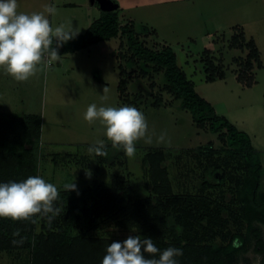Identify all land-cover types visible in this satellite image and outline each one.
<instances>
[{
	"label": "rangeland",
	"instance_id": "rangeland-1",
	"mask_svg": "<svg viewBox=\"0 0 264 264\" xmlns=\"http://www.w3.org/2000/svg\"><path fill=\"white\" fill-rule=\"evenodd\" d=\"M160 8L158 11L148 10L156 17L161 30L177 33L186 39L176 49L178 65L192 80L195 90L206 100H211L220 116L226 115L239 129L254 134L264 169V35L260 32L261 26L264 32V0H179ZM137 15L144 18L143 14ZM236 26L243 27L248 38L253 35L259 42L255 40L261 52L260 69L245 72L247 67L239 59L243 60L249 50L231 48L230 40ZM241 31L237 28L234 34L240 36ZM154 34L153 31L152 34L142 33L140 39L157 50L163 45ZM118 44V62L125 70L124 75H130L128 90L120 101L114 86L103 87L89 82L92 76H77L68 70L52 74V70L58 67L56 64L46 68L42 62L28 87L14 86L10 83L11 76L0 73L1 128L11 135L7 121H1L10 118L6 115L9 113L41 116L38 176L54 184L60 194L54 202L61 208L60 214L50 227L46 219L36 217V233L47 235L48 232L69 228L73 235L84 234L109 241L137 235V229L127 230L116 225L124 215L118 208L105 212L97 208L95 191L97 188L109 189L116 183L131 182L133 199L146 198L150 195L151 184L146 155L162 148L173 193L191 199L192 205L196 206L193 208L195 219L205 211V216L194 223V231L199 236L208 226V232L199 242L225 245L233 233H241L247 236L248 250L236 254L231 264H258L260 254L254 250L255 240L251 238L244 209L236 198L238 184L244 175L242 159L230 156L219 134L211 133L208 126H196L191 113L182 107L181 100L166 90L164 71L155 70L150 65L146 75H141V67L127 61L130 52L126 43ZM244 46L245 42L241 47ZM206 50L213 53L217 63L225 66L224 79L205 80L201 59ZM70 64L68 61L67 69ZM104 88H107L106 93ZM105 96L107 98L103 99ZM91 104L97 107L127 105L144 114L148 133L136 142L134 157H127L123 148L117 147L108 154L109 162L115 157L116 164L111 165L102 163L100 156L88 152V148L98 140L111 145L100 121L89 123L84 119ZM161 135L164 140L159 142ZM148 137H151V142ZM202 148L205 151L212 149L213 154L201 153ZM211 174L218 180L216 187H206ZM222 177L223 181H220ZM72 182L76 190L65 191L63 186ZM261 191L264 193V170ZM209 218L215 222L208 224ZM253 228L259 229L264 236V223L254 221ZM31 252V248L1 251L0 264H31ZM38 260L37 264H50L41 254Z\"/></svg>",
	"mask_w": 264,
	"mask_h": 264
},
{
	"label": "trees",
	"instance_id": "trees-1",
	"mask_svg": "<svg viewBox=\"0 0 264 264\" xmlns=\"http://www.w3.org/2000/svg\"><path fill=\"white\" fill-rule=\"evenodd\" d=\"M237 28L242 29L240 36L234 34ZM234 32L230 40L231 48L249 50L243 60L239 59V62L244 61L247 67L245 72L260 69L261 53L255 40L246 37L243 27H234ZM115 37H120L121 42L126 43L130 52L127 60L129 64L140 66L141 75H146L147 67L150 65L155 70L164 71L166 90L181 100L182 107L191 113L192 121L196 126L198 128L208 126L211 133L219 134L230 156L242 159L244 175L238 184L236 198L244 209L251 238L255 240L254 250L264 256V236L259 229L253 228L254 221L264 223V193L261 191L264 169L260 152L254 148L246 132L239 130L225 116L217 114L214 106L195 90L192 80L178 65L177 55L171 46L163 45L157 50L148 47L140 39V34L133 23L121 25L119 12L109 10L102 12L101 17L94 21L84 34H78L59 47L58 53L60 55L75 52ZM244 42L246 46L243 48L241 46ZM53 47H56L55 41ZM203 54L201 60L205 80L224 79L225 66L216 62L210 50L204 51ZM119 69L118 96L119 99H123L128 90L130 75H124L125 70L120 65ZM6 115L10 118L1 121L3 123L7 121L10 126L8 132L11 135L4 133L0 124V183L20 182L29 176H38L37 162L41 155V116L15 113ZM114 149L112 145H106L108 154ZM200 152L206 155L213 154L212 149L205 151L202 148ZM146 159L151 180L150 195L146 198L133 199L131 182L116 183L109 189L97 188L95 191L99 210L105 212L118 208L124 213L116 221L118 227L127 230L137 229V235L141 238H151L161 251L168 247L182 249L183 255L176 258L178 264H231L236 254L240 255L248 250L247 236L241 233H233L225 245L199 242L208 232V226L203 228L204 233L199 236L198 232L194 231V223L205 216V211L195 219L193 208L196 206L192 205L191 199L173 193L165 166V151L162 148L148 152ZM100 160L102 163L116 164L115 157L111 162L108 161V155L100 157ZM212 174L206 187L218 185V180ZM220 181H223V177ZM74 210L75 207L71 215ZM21 222L0 218V252L31 248V264L39 262V254L50 264H102L108 245L112 242L124 241H109L84 234L73 235L69 232V228L64 231L48 232L47 235L37 234L35 223L25 221V224H21ZM213 222L215 220L208 219V224ZM17 230L19 236H13ZM13 240H22V242L13 244ZM145 256L147 258V254Z\"/></svg>",
	"mask_w": 264,
	"mask_h": 264
},
{
	"label": "clouds",
	"instance_id": "clouds-1",
	"mask_svg": "<svg viewBox=\"0 0 264 264\" xmlns=\"http://www.w3.org/2000/svg\"><path fill=\"white\" fill-rule=\"evenodd\" d=\"M17 8V0H0V67L5 68L16 81L23 82L34 76L45 60L49 65L59 61V47L74 39L80 29L72 24H60L53 28L45 13L55 15V6L46 5L43 12L31 14L18 13ZM54 41L56 47H53ZM103 91L106 93L107 88ZM84 119L89 123L100 121L112 147H122L129 158L136 154V142L148 133L144 114L132 106L97 107L91 104ZM163 140L161 135L159 142ZM148 141L151 142V137ZM88 152L100 157L108 155L103 140L96 141ZM63 188L67 192L75 191L76 185L72 182ZM59 196L58 188L40 176H29L20 182L0 183V218L36 223L34 217H39L46 219L50 227L61 212V208L54 204ZM13 236H19V230ZM20 242L22 240H13V244ZM182 255L180 248L168 247L161 251L151 238L129 235L123 242L108 245L102 264H178L176 258Z\"/></svg>",
	"mask_w": 264,
	"mask_h": 264
},
{
	"label": "crops",
	"instance_id": "crops-1",
	"mask_svg": "<svg viewBox=\"0 0 264 264\" xmlns=\"http://www.w3.org/2000/svg\"><path fill=\"white\" fill-rule=\"evenodd\" d=\"M175 1L179 0H17V12L31 14L33 12H43L46 5L55 6L57 10L55 15H49L45 13L46 15H48L53 28L59 26L60 24H72L74 27L80 29L79 34H84L92 25V23L101 17L102 12L109 11L108 7L110 6V10L119 12L121 25H125L126 23H133L135 29L141 35L142 33L152 34L153 31L155 33L154 36L159 42L162 43V45L171 46L176 55H178L176 49L180 45V43L186 39L178 36L177 33L175 35L169 34L166 31H162V27L156 21V17L154 16V14H149L150 10H148L152 8L158 11L161 9L160 6ZM138 13L143 14L144 18L138 16ZM262 30L263 29L261 26L260 32L263 33L262 35H264V32ZM164 33H166L167 35H165ZM252 37L254 36L252 35ZM254 40H256V38ZM120 42V37L111 38L110 40L106 41H100L96 44L89 45L86 48H82L75 52L60 54V60L53 62L50 65L45 60V66L46 68L52 67L55 64L58 66L57 69L52 70V74H57L58 72L61 73L65 70H68L70 73L72 72L77 76L78 74L79 76L80 74L86 75L88 78L92 76L88 79L89 82L96 83V85H100L103 87L114 86L118 94L120 63L118 62L117 51L119 47L118 43ZM256 42L259 44L257 40ZM68 61L71 64L67 69L66 64L68 63ZM87 64L91 66L86 67L85 65ZM0 70V73H3V75L5 74L7 75V77H10L5 68L0 67ZM33 77L34 76L23 82H18L11 77L12 79L10 83L14 86L16 85L17 87H28L29 83H31V78ZM4 81L5 79H3V82ZM118 100L120 101V99ZM207 100L212 103L210 99L207 98ZM226 118L228 119V117ZM239 130L246 132L250 136L252 145L256 150H258L256 144L254 143V134H252L249 130Z\"/></svg>",
	"mask_w": 264,
	"mask_h": 264
},
{
	"label": "flooded vegetation",
	"instance_id": "flooded-vegetation-1",
	"mask_svg": "<svg viewBox=\"0 0 264 264\" xmlns=\"http://www.w3.org/2000/svg\"><path fill=\"white\" fill-rule=\"evenodd\" d=\"M258 264H264V256L263 255H260Z\"/></svg>",
	"mask_w": 264,
	"mask_h": 264
},
{
	"label": "water",
	"instance_id": "water-1",
	"mask_svg": "<svg viewBox=\"0 0 264 264\" xmlns=\"http://www.w3.org/2000/svg\"><path fill=\"white\" fill-rule=\"evenodd\" d=\"M108 8H109V10L111 9V7H110V6H109Z\"/></svg>",
	"mask_w": 264,
	"mask_h": 264
}]
</instances>
